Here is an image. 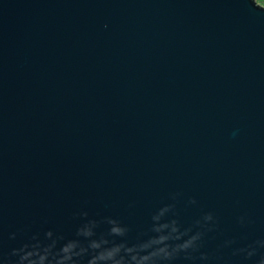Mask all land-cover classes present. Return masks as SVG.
<instances>
[{"label": "water", "instance_id": "95a60500", "mask_svg": "<svg viewBox=\"0 0 264 264\" xmlns=\"http://www.w3.org/2000/svg\"><path fill=\"white\" fill-rule=\"evenodd\" d=\"M0 264H264V7L0 0Z\"/></svg>", "mask_w": 264, "mask_h": 264}, {"label": "rangeland", "instance_id": "374dc122", "mask_svg": "<svg viewBox=\"0 0 264 264\" xmlns=\"http://www.w3.org/2000/svg\"><path fill=\"white\" fill-rule=\"evenodd\" d=\"M255 2L264 7V0H255Z\"/></svg>", "mask_w": 264, "mask_h": 264}]
</instances>
